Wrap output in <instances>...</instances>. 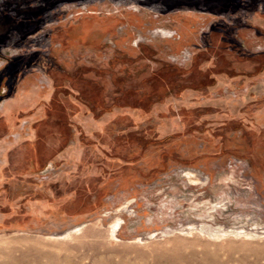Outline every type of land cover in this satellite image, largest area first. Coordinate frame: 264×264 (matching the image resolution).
Instances as JSON below:
<instances>
[{"label": "rangeland", "instance_id": "obj_1", "mask_svg": "<svg viewBox=\"0 0 264 264\" xmlns=\"http://www.w3.org/2000/svg\"><path fill=\"white\" fill-rule=\"evenodd\" d=\"M240 3L0 0V264H264V0Z\"/></svg>", "mask_w": 264, "mask_h": 264}, {"label": "trees", "instance_id": "obj_2", "mask_svg": "<svg viewBox=\"0 0 264 264\" xmlns=\"http://www.w3.org/2000/svg\"><path fill=\"white\" fill-rule=\"evenodd\" d=\"M207 1V0H205ZM236 2V5L237 6H240V0H235ZM189 6H194L196 7L199 11H208L209 10V6L206 3H203L202 4H187ZM49 10L47 7H45L44 9H42L41 13L45 12ZM0 18H5L8 22L10 21L12 23V21H14L16 19V15H9L8 12L4 11V12H0ZM93 21V20H92ZM91 22V21H90ZM86 23L89 24V21H87L86 19H84L83 21H81V24H79V26H83L84 30H87L89 29L88 26H86ZM90 27V26H89ZM1 31V30H0ZM9 32L10 30H6L5 32H0V44H4L6 41H7V37L9 35ZM36 32V28H33L31 26V28L28 29V31L25 33L26 36H29V35H32L33 33ZM262 58H264V54L260 55ZM29 61L28 63H26L25 61ZM15 61H20L19 64L17 65V67L19 69L21 68H28V67H32V66H36V67H39L41 70L43 71H46L47 70V67L51 64V61H49L46 57H44V55H42L41 53L39 52H32V53H29L28 55L26 56H20V57H16V58H13V59H8V69L10 67V65L15 62ZM260 62V65H259V69L258 71H260L262 68H264V60L262 59V61H259ZM6 68V69H7ZM179 70V69H177ZM178 72H182V71H178ZM1 83V81H0ZM4 86V84H2ZM2 85L0 84V99H1V90H2ZM4 87H7L8 88V85H6L5 83V86ZM171 88L170 86L166 87V90ZM8 91V90H7ZM14 91V88H10L8 93L11 94L13 93ZM45 166V163L41 165V168H43Z\"/></svg>", "mask_w": 264, "mask_h": 264}, {"label": "crops", "instance_id": "obj_3", "mask_svg": "<svg viewBox=\"0 0 264 264\" xmlns=\"http://www.w3.org/2000/svg\"><path fill=\"white\" fill-rule=\"evenodd\" d=\"M94 93H91V96H90V98H91L90 102L93 104L92 111L98 109L100 111L99 114H101V113L104 114V113H110V112H112V110L114 108H112V107H108V108L103 107V105H104L103 89L102 88H99L98 93L97 92H96V94H94ZM161 94H162L161 97H165L166 92L162 91ZM153 95L154 94H151V92H149V93L147 92V94H145V100L146 99H149V98H153ZM3 105L4 104H2L1 106H3ZM126 106H128V105H123V107H126ZM64 124L69 126L71 123L68 120L67 121L65 120L64 121ZM55 153H57V152H55ZM51 161H52V158L46 159V160L42 161V164L45 163V165H46L47 163H49Z\"/></svg>", "mask_w": 264, "mask_h": 264}, {"label": "built area", "instance_id": "obj_4", "mask_svg": "<svg viewBox=\"0 0 264 264\" xmlns=\"http://www.w3.org/2000/svg\"><path fill=\"white\" fill-rule=\"evenodd\" d=\"M72 17H73V15H70L69 16V18H72ZM169 36H170V38H174L177 35H176V32L169 31ZM189 60H190V52L187 49H185L184 51H182L179 56H175V57H173L171 59V61H174L175 63H179V64H184V63H186ZM48 85H49L48 79L45 76H40V78L38 80V87H39V89H42L43 90V89L47 88Z\"/></svg>", "mask_w": 264, "mask_h": 264}, {"label": "water", "instance_id": "obj_5", "mask_svg": "<svg viewBox=\"0 0 264 264\" xmlns=\"http://www.w3.org/2000/svg\"><path fill=\"white\" fill-rule=\"evenodd\" d=\"M1 96H2V92H1Z\"/></svg>", "mask_w": 264, "mask_h": 264}, {"label": "bare ground", "instance_id": "obj_6", "mask_svg": "<svg viewBox=\"0 0 264 264\" xmlns=\"http://www.w3.org/2000/svg\"><path fill=\"white\" fill-rule=\"evenodd\" d=\"M2 105V104H1ZM0 108H1V106H0Z\"/></svg>", "mask_w": 264, "mask_h": 264}, {"label": "flooded vegetation", "instance_id": "obj_7", "mask_svg": "<svg viewBox=\"0 0 264 264\" xmlns=\"http://www.w3.org/2000/svg\"><path fill=\"white\" fill-rule=\"evenodd\" d=\"M34 34V33H33Z\"/></svg>", "mask_w": 264, "mask_h": 264}]
</instances>
